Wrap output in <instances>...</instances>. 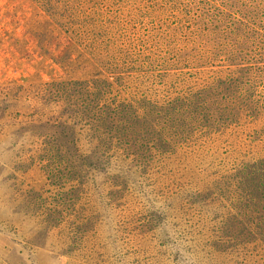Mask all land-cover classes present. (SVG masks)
Masks as SVG:
<instances>
[{
    "label": "rangeland",
    "instance_id": "1",
    "mask_svg": "<svg viewBox=\"0 0 264 264\" xmlns=\"http://www.w3.org/2000/svg\"><path fill=\"white\" fill-rule=\"evenodd\" d=\"M0 264H264V0H0Z\"/></svg>",
    "mask_w": 264,
    "mask_h": 264
},
{
    "label": "trees",
    "instance_id": "2",
    "mask_svg": "<svg viewBox=\"0 0 264 264\" xmlns=\"http://www.w3.org/2000/svg\"><path fill=\"white\" fill-rule=\"evenodd\" d=\"M87 163H88V165H91V164H90L91 162H87Z\"/></svg>",
    "mask_w": 264,
    "mask_h": 264
}]
</instances>
